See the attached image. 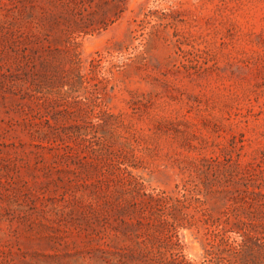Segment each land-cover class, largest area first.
<instances>
[{
  "label": "rangeland",
  "instance_id": "obj_1",
  "mask_svg": "<svg viewBox=\"0 0 264 264\" xmlns=\"http://www.w3.org/2000/svg\"><path fill=\"white\" fill-rule=\"evenodd\" d=\"M0 264H264V0H0Z\"/></svg>",
  "mask_w": 264,
  "mask_h": 264
}]
</instances>
